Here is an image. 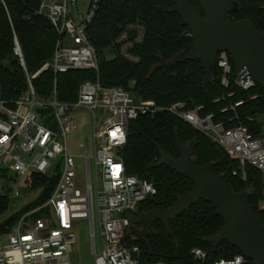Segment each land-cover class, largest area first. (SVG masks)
<instances>
[{
  "label": "built area",
  "instance_id": "obj_1",
  "mask_svg": "<svg viewBox=\"0 0 264 264\" xmlns=\"http://www.w3.org/2000/svg\"><path fill=\"white\" fill-rule=\"evenodd\" d=\"M0 2L6 6L5 0ZM74 2L77 0H41L38 13L50 19L59 35L53 57L30 75L16 39L15 53L26 71L28 89L19 98L6 100L0 85V196H19L15 176L21 175L24 180L33 173L58 177L49 200L23 215L10 231L0 235V264H72L74 223L83 218L90 221L96 264H166L142 259L139 246L129 245L127 241L131 215L138 212L142 201L157 194L153 182L127 173L120 156V149L127 142L130 122L141 115L160 111L176 115L209 136L231 159L239 161L242 177L246 178L247 165L264 172V124L258 134L251 126L263 123L264 114L244 116L240 108L247 101L235 100V90L214 99V103H225L220 109L221 118L217 119L218 114L206 112L204 104L180 100L161 106L153 99L135 98L122 86L104 85L99 79L84 81L77 100L71 103L59 101L56 88L51 98L39 97L33 79L45 70L52 69L55 74L75 69L99 71L100 57L90 41L88 26L100 0H91L86 12H78L80 20L69 10L70 3ZM145 34L142 22L126 24L115 38L108 56L139 63L141 57L136 50L144 43ZM189 35L192 37L191 32ZM217 67L222 70L221 83L225 88L233 85L237 89L250 90L258 85L253 79L244 80L235 74L226 50L218 53ZM258 97L254 94L251 99ZM48 106L52 112L38 111ZM77 107L87 108L94 119L97 187L92 185L90 152L86 151L85 192L77 185V164L68 144L69 135L78 129V122L72 115ZM235 122L239 123L231 125ZM233 174H238V170ZM95 200L103 240L99 254L95 242ZM44 208H48V214L34 217ZM191 255L202 262L208 258L207 252L199 247H194ZM211 264H253V261L241 253Z\"/></svg>",
  "mask_w": 264,
  "mask_h": 264
},
{
  "label": "trees",
  "instance_id": "obj_2",
  "mask_svg": "<svg viewBox=\"0 0 264 264\" xmlns=\"http://www.w3.org/2000/svg\"><path fill=\"white\" fill-rule=\"evenodd\" d=\"M190 1L202 12L197 0ZM237 1L239 8L229 14V19H249L258 30H264V0ZM5 4L0 2V85L2 97L14 100L28 89L26 71L15 53L16 39L21 46L27 72L32 75L52 59L59 35L50 19L38 13L41 0H5ZM173 6L170 0H100L88 26L90 41L100 57L99 71L75 69L55 74L52 69L45 70L33 79L38 96L49 99L56 88L58 100L71 103L77 100L79 87L84 81L99 79L104 85L122 86L135 98L153 99L161 106L180 100L204 104L206 112L218 114L217 119L221 118L220 109L225 103H214V99L235 90V100L247 101L240 108L244 116L264 114V88L260 85L250 90L237 89L233 85L225 88L221 83L222 70L219 67L213 70V81L207 88L204 87L206 74L198 60L179 63L167 71L154 70L161 60H170L193 40L189 35L190 28L182 24V17L171 11ZM136 21L142 22L146 29L144 43L136 50L141 61L127 63L109 57L110 48L122 27ZM254 94L259 97L251 99ZM263 124L264 121L251 126L258 134ZM177 137L186 146L193 142L194 158L199 164L214 163V173L223 175L235 191L252 192L250 206L264 222V172L247 165L246 178H243L240 162L231 159L209 136L176 115L160 111L131 121L127 142L120 149L127 173L147 179L157 187V194L142 201L138 212L131 215L128 244L139 246L142 259L166 264H211L218 259L241 254L237 246L226 240L217 247L213 246L211 239L224 225V220L212 203L205 200L193 204L189 211L171 220L170 235L160 220L149 228L133 225L142 213L169 208L179 195L193 188L189 178L169 166L153 167L159 160L160 149L174 156L180 155ZM235 170H238L236 175L233 174ZM57 179V176L44 174L30 175L28 181L32 189L41 188L43 191L23 212L11 216H4L10 198L0 196V235L10 231L25 213L45 204L56 187ZM48 212V208H44L34 217ZM194 247L207 252L206 261L193 258L191 250Z\"/></svg>",
  "mask_w": 264,
  "mask_h": 264
},
{
  "label": "water",
  "instance_id": "obj_3",
  "mask_svg": "<svg viewBox=\"0 0 264 264\" xmlns=\"http://www.w3.org/2000/svg\"><path fill=\"white\" fill-rule=\"evenodd\" d=\"M172 12L182 17V24L190 28L192 43L170 60H161L155 69L167 71L179 63L198 60L205 71L204 87L213 81L218 53L229 52L235 74L239 78L253 79L264 88V30H258L249 19L230 20L229 14L239 8L237 0H197L202 12L190 0H170ZM153 70V71H154ZM179 156L160 149L159 160L153 165L169 166L192 181L193 188L182 195L169 208L142 213L133 222L136 227L149 228L160 220L171 234L170 221L189 211L200 200L212 203L224 225L213 235L214 247L226 240L235 245L253 264H264V222L250 206L252 192L235 191L221 174L214 173V163L199 164L194 158L195 144L184 145L177 137Z\"/></svg>",
  "mask_w": 264,
  "mask_h": 264
},
{
  "label": "rangeland",
  "instance_id": "obj_4",
  "mask_svg": "<svg viewBox=\"0 0 264 264\" xmlns=\"http://www.w3.org/2000/svg\"><path fill=\"white\" fill-rule=\"evenodd\" d=\"M90 2L91 0H77V2H74L73 4L70 3L69 10L74 15L75 19L80 20L79 13L81 11L86 12ZM48 107V109H38V111L44 112V114L52 112V108H50V106ZM72 115L78 122V129L71 133L68 137L69 150L74 155L77 164V185L83 192H85L87 185V168L85 159L86 151L90 152L92 185L94 188L97 187V173L94 158L95 148L93 141V113L85 107H77L72 110ZM259 118L262 119L263 116H259ZM49 119H52V116ZM13 175L15 176V174ZM15 178V184L18 185L20 194L17 197L10 198L9 208L4 216H11L17 212H23V209L34 201L43 191L41 188L37 190L32 189L28 179L26 178V180H24L21 175L15 176ZM27 214L25 213L24 216ZM94 215L95 242L97 254H99L102 251L103 240L101 236L96 200L94 204ZM73 231L75 233V243L70 253V260L72 264H96V254L92 251L93 242L91 237L90 221L86 218L77 220L74 223Z\"/></svg>",
  "mask_w": 264,
  "mask_h": 264
}]
</instances>
